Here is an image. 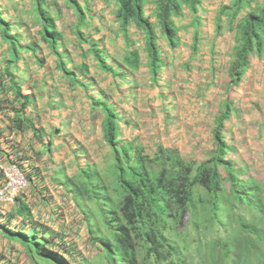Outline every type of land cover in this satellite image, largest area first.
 <instances>
[{
	"label": "rangeland",
	"instance_id": "374dc122",
	"mask_svg": "<svg viewBox=\"0 0 264 264\" xmlns=\"http://www.w3.org/2000/svg\"><path fill=\"white\" fill-rule=\"evenodd\" d=\"M78 1L85 14L81 25L78 13L68 0H46L44 5L54 15L62 33L58 49L64 66L77 74V80H73L65 77L58 68L56 56L41 40L36 0H0V15L13 20L10 32L17 34L22 42L32 44L42 58V64L37 67L31 57L25 58L26 65L21 71L25 74L24 86L30 89L28 103L33 108L41 107L35 119L36 128H31L20 115L18 126L11 114L9 117L0 114V146L8 148L18 160L26 158L37 164L38 169L47 171L45 175L53 184H45L55 191H64L59 193L60 201L65 200L63 205L52 201L45 207L41 202L44 199L46 203L51 202L52 195L45 198L34 186L29 188L26 198L34 211L33 224L41 223L48 237L65 233V241L72 243L74 249L71 252L83 259L78 264H120L113 246L123 237L134 252L137 264H264V35L260 55L256 50L251 52L240 83L229 87L230 70L236 62L235 46L239 45L238 25L249 7L241 8L235 18L232 16L234 0H201L196 20L184 8L180 16H174L179 43L171 48L155 18L157 0H146L145 15L154 25L161 59L153 80L143 51L145 30L130 22L125 35L116 16L115 0ZM262 1L254 0L251 5ZM203 38L209 39V45L202 52L211 56L206 63L197 62L196 58ZM88 46L100 47L105 63L116 64L117 69L125 51L131 46L139 47L142 50L140 70L110 75L96 61L86 66L82 59ZM1 50L8 55L10 46L0 26ZM188 50L191 53L186 57ZM3 65L2 59L0 67ZM126 73L130 75L127 86L115 89L127 100L137 99L141 109L139 125L132 128L139 131L129 140L136 147L132 154L139 153L141 165L150 178H160L164 185L172 180L169 172L175 173L172 159L176 156L190 164L189 171L184 172L187 179L183 178L188 182L193 179L197 166L213 157L214 120L223 112L226 102L230 105L222 137L223 157L232 166L233 179L218 165L216 195L204 184H193L185 210L169 196V211L160 219L145 201V227H139L131 211L130 195L119 183L112 150L103 134L91 133L94 137L90 136L93 138L90 143L88 137L78 138L72 132H64L59 121L51 119L59 117L65 109V100H72L69 114L75 111V128L88 133L83 125L91 119L84 106L88 93L100 89L99 82L109 81L111 86L114 83L111 78H121ZM135 73L149 75L146 86L136 80ZM4 85L8 95L13 88L7 86V80ZM100 96L110 100L112 91L102 90L97 98ZM7 98L14 105L16 96ZM155 99L166 103H157ZM125 120L121 123L125 124L123 128H128L127 117ZM24 127L28 131H23ZM123 136L126 138V133ZM242 223L253 230L242 227ZM155 227L157 233H154ZM33 232L40 231L34 228ZM146 235H150V242ZM74 257L71 260L76 264L78 260Z\"/></svg>",
	"mask_w": 264,
	"mask_h": 264
},
{
	"label": "trees",
	"instance_id": "16d2710c",
	"mask_svg": "<svg viewBox=\"0 0 264 264\" xmlns=\"http://www.w3.org/2000/svg\"><path fill=\"white\" fill-rule=\"evenodd\" d=\"M46 0H36V12L40 16V36L42 40L48 43L51 47V51L57 55L58 64L69 78H74V72L68 70L62 65V59L57 50V42L60 38V32L56 27V23L53 15L48 12L44 7ZM70 3L76 8L79 13L80 20L82 21L84 16L83 12L78 4L77 0H69ZM118 3V9L116 16L121 20V30L126 33V26L128 22L133 21L137 27L146 30V43L145 52L149 58L150 70L153 78L155 79L160 67V55L157 44V37L154 32L152 23L147 19L144 14V2L145 0H116ZM254 0H234L233 5V17H237V13L241 8L246 5L249 7L246 16L239 23V33L237 41L239 45L235 46L236 62L230 70L231 81L229 87L236 86L240 83L241 73L243 69H246L249 65V56L252 51L256 50V53L260 55L263 49V35H264V0L261 4L252 6ZM201 0H158L156 19L161 26L162 31L166 35L170 45L174 47L177 44L176 27L172 20L173 15H180L183 7H188L192 13H196L197 5ZM0 24L4 29V37L11 43L13 51H16L18 41L15 36L9 35L8 23L1 19ZM196 37V36H195ZM95 54L100 58V66L107 72H113V69L106 65L97 50H94ZM120 65L130 69H137L140 66V50L138 48L128 49L121 58ZM93 105L101 107L104 113V121L102 125L103 137L106 143L112 150L113 159L115 162L116 173L119 183L130 195V207L131 211L135 214L136 221L139 227H145V201L155 209L159 219L162 214L169 211L167 204V198L173 196L176 204L184 211L186 202L191 200L190 188L193 184H204L208 191L212 195L217 194L218 185V165H222L228 172L230 178L233 179L232 166L224 155L225 141L222 137V129L224 120L228 118L230 113V105L228 102L224 105L223 112L215 117V127L213 129V141L215 143V151L213 157L206 162L200 163L197 166V171L190 182L184 180L187 179V173L190 169V164L176 156L172 159V166L174 172H169V178L166 185L160 178L152 179L149 174L141 165L140 155L136 153L132 154V151H136V147L133 146L132 141H128L124 144L118 142V116L113 107L106 101L97 100L91 97ZM162 147H160L161 149ZM184 180V181H183ZM181 181V182H180ZM216 199L213 203L216 204ZM28 205L21 201L18 206V212L30 216ZM242 227L253 230V227L242 223ZM8 233H12L7 231ZM154 233H157L155 227ZM149 234H152L149 232ZM128 236V233L126 234ZM28 246L33 245L37 255L45 259H52L60 264L67 263L61 255L55 256L52 250L45 247L46 241L42 242L38 238L31 235L18 234ZM146 240L150 242V235H146ZM117 256H119L120 264H137V259L134 252L130 249L126 237L118 238L116 244L113 246ZM149 249L154 251V247L150 246ZM50 251V252H48ZM50 253V254H49ZM59 255V254H58ZM60 259V260H59ZM146 264V263H140Z\"/></svg>",
	"mask_w": 264,
	"mask_h": 264
},
{
	"label": "clouds",
	"instance_id": "9594fccd",
	"mask_svg": "<svg viewBox=\"0 0 264 264\" xmlns=\"http://www.w3.org/2000/svg\"><path fill=\"white\" fill-rule=\"evenodd\" d=\"M69 1V0H68ZM116 1V0H115ZM146 1V0H145ZM158 1V0H157ZM77 2H78V4L80 5V8H81V10H82V12H83V16H84V18H83V20L81 21L80 20V17H79V13L77 12V10H76V8L70 3V1H69V3L74 7V9L76 10V12L78 13V23H79V25H81V24H83L84 23V21H85V14H84V11H83V9H82V6H81V4L79 3V1L77 0ZM117 2V1H116ZM45 3H46V1H45ZM45 3H44V5H45ZM144 4H145V2H144ZM199 5V4H198ZM198 5H197V8H198ZM156 6H157V2H156ZM45 7V6H44ZM46 8V7H45ZM143 8H144V5H143ZM184 8H188V7H183V9ZM47 9V8H46ZM117 9H118V3H117ZM183 9H182V11H183ZM189 9V8H188ZM48 10V9H47ZM190 10V9H189ZM191 11V10H190ZM48 12H50L49 10H48ZM51 13V12H50ZM192 13V12H191ZM196 13H197V11H196ZM196 13H192L193 15H194V19L196 20ZM36 14H37V12H36ZM52 14V13H51ZM144 14H145V11H144ZM182 14V13H181ZM180 14V15H181ZM38 15V14H37ZM53 15V14H52ZM180 15H173L172 16V20H173V22H174V16H180ZM39 16V15H38ZM146 16V15H145ZM0 17H1V19L2 20H4L5 22H7L8 23V33H9V35H12V36H15L16 38H17V41H18V46L16 47V51H13V49H12V47H11V43L8 41V40H6L5 39V37H4V29H3V37H4V39L7 41V42H9V46H10V50L8 51V55H6V57L5 58H3V61H4V65L2 66V67H0V96H2V95H6L7 97H9L6 93L8 92V90H6V89H3L6 85H4V83L6 82V80L8 81V87H10V88H15L16 89V94H15V96H16V98H15V101H14V105H12V103H11V101L7 98V97H3V98H1L0 97V114L1 115H6V117L8 116L9 117V115L11 114L15 119H16V121L19 123V125L18 126H20V117H19V115L21 116V118L22 119H24L25 120V122L27 121L28 123H29V126L31 127V128H36V125H34V123L31 121V120H29V119H27L26 117H25V112H26V107H27V104H28V101L31 99V98H28V96H27V94H24L23 92H22V89H20L19 88V86L17 85L18 84V81L16 80V79H14V76H15V74L14 73H16L17 72V69H18V63H19V60H20V55L23 53V52H25V51H30L32 54H33V57L36 59V61H34V63L35 62H37V64H42V60H40V59H42V58H40V56L38 55V53H37V51L34 49V47H33V45L32 44H30V43H24V42H22L21 40H20V38H19V36L17 35V34H15V33H11L10 32V29H11V23H13V20H11L10 18H6V17H2V15H0ZM53 17H54V15H53ZM147 17V16H146ZM155 18H156V16H155ZM147 19L149 20V18L147 17ZM54 20H55V17H54ZM157 20V19H156ZM150 21V20H149ZM130 22H133V21H130ZM130 22H128V23H130ZM151 22V21H150ZM55 23H56V20H55ZM152 23V22H151ZM128 25V24H127ZM136 25V24H135ZM152 25H153V23H152ZM0 26H1V24H0ZM174 26H175V22H174ZM2 28H3V26H1ZM56 27H57V24H56ZM120 27H121V20H120ZM161 27V26H160ZM176 27V26H175ZM40 28H41V25H40V16H39V29H38V33H39V31H40ZM139 28V27H138ZM153 28H154V25H153ZM57 29H58V31L60 32V30H59V28L57 27ZM142 29V28H141ZM125 30H126V28H125ZM144 30V29H143ZM162 30V29H161ZM154 32H155V30H154ZM163 32V31H162ZM164 33V32H163ZM60 38H59V40H58V42H57V50H58V53L60 54V52H59V49H58V47H59V45H60V42H61V39H62V33L60 32ZM124 34L126 35L127 34V31H126V33L124 32ZM156 34V33H155ZM175 34H176V31H175ZM39 35H40V33H39ZM165 35V34H164ZM166 36V35H165ZM194 36H197L196 34L194 35ZM41 37V36H40ZM156 37H157V35H156ZM145 38H146V30H145ZM176 38H177V36H176ZM166 39H167V37H166ZM41 40H42V38H41ZM157 40H158V38H157ZM167 41H168V39H167ZM42 42L43 43H45L47 46H49L50 47V45L48 44V43H46V42H44L43 40H42ZM145 43H146V40H145ZM168 43H169V41H168ZM179 43V40L177 39V44ZM157 44H158V42H157ZM177 44L174 46V47H176L177 46ZM169 46L171 47V48H174V47H172L171 45H170V43H169ZM130 48H138L139 50H140V66L137 68V69H130V68H127V67H125V66H122V65H120V61H121V59L118 61V65L120 66L119 67V69H117L116 67H115V65L116 64H107V63H105V61H104V57H103V55H102V50L100 49V47H95V46H88V48H87V50H84L85 52H84V54H85V58H83L82 59V61L83 60H86V56L88 55V54H91L93 57H94V60L97 62V63H99V66H100V58L95 54V52H94V50H97L98 52H99V54L101 55V57H102V59H103V61H104V63L106 64V65H108V66H110L112 69H113V72H107V71H105L104 69H102L101 68V66H100V68L102 69V70H104L105 72H107L108 74H116V73H123L124 71H126V70H130V71H135V70H138L140 67H141V65H142V50L139 48V47H134V46H131V47H129L128 49H130ZM127 49V50H128ZM158 49H159V47H158ZM50 50H51V47H50ZM126 50V51H127ZM125 51V52H126ZM144 52H145V47H144V50H143ZM52 52V51H51ZM53 53V52H52ZM146 53V52H145ZM54 54V53H53ZM125 54V53H124ZM123 54V55H124ZM147 54V53H146ZM55 56H56V58H57V55L56 54H54ZM159 55H160V51H159ZM61 56V55H60ZM123 57V56H122ZM121 57V58H122ZM147 57H148V55H147ZM98 58V59H97ZM62 59V58H61ZM7 60H10L9 62H8V64H6V62H7ZM57 60H58V58H57ZM148 60H149V58H148ZM83 63L87 66V61H83ZM57 65H58V68L61 70V68H60V66H59V64L57 63ZM62 65L64 66V64H63V60H62ZM84 67V69H87V67ZM160 66H161V59H160ZM5 67V68H4ZM65 68H67L68 70H70L68 67H66V66H64ZM2 68H4L3 70H2ZM149 69H150V64H149ZM159 69H160V67H159ZM62 71V70H61ZM70 71H72V70H70ZM159 71V70H158ZM63 72V71H62ZM72 72H74V74H75V77L74 78H69V77H67L66 75H65V73H63L64 75H65V77H67L68 79H73V80H77V74H76V72L75 71H72ZM150 73H151V70H150ZM124 75V74H123ZM123 75H121V76H123ZM151 77L153 78V76H152V73H151ZM157 77V76H156ZM156 79V78H155ZM154 78H153V80H155ZM10 92V91H9ZM14 96V97H15ZM88 96H89V100L91 101V97L92 98H94V99H97V100H101V101H104V100H102V99H99V98H95V97H93V96H90L89 95V93H88ZM107 102V101H106ZM109 103V102H108ZM30 104V103H29ZM91 104L93 105V103H92V101H91ZM110 104V103H109ZM93 106H95V105H93ZM12 107V108H11ZM95 107H99V106H95ZM101 108V107H100ZM102 110V109H101ZM117 121H118V119H117ZM24 126V125H23ZM118 128H119V126H118ZM25 129H28L27 127H24L23 128V131H25ZM103 131V130H102ZM102 134H103V132H102ZM104 138V137H103ZM106 142V141H105ZM118 142H119V139H118ZM120 143V142H119ZM126 143V142H125ZM121 144H124V143H121ZM0 155L1 156H3V157H5V159L6 160H9V161H12V162H15L18 166H20L21 168H22V170H24V172L26 173V175L27 176H29V178H30V181H31V186L33 187H35V189H36V191H38V192H40V193H42V194H44L45 195V198H47L49 195H51V192H52V188L51 187H49L47 184H45V183H51V184H53L52 182H50L49 181V178H47V180H45V177H47V175H45L44 174V171H42L41 169H38V165L37 164H35L34 162H29V161H27V159L26 158H23L22 160H18L17 158H15L14 157V155H12L10 152H9V149H8V151L7 150H5L4 148H2L1 146H0ZM21 158V157H20ZM22 161V162H21ZM44 175V176H43ZM47 190V191H46ZM35 191V192H36ZM34 192V193H35ZM21 201H23L22 199H20ZM45 200V202L44 201H42L41 203H42V205L44 206V205H46V202H47V199H44ZM24 202V201H23ZM52 203V201L51 202H49L47 205H49V204H51ZM21 204V202L19 203V205ZM28 207V206H27ZM52 209H54V210H51V212H53V211H55V208H53L52 207ZM28 210H29V213H30V216H27V215H24V214H20L19 212H18V207H17V216H20V218L21 219H23L22 221L24 222V225H18V224H16L15 226L13 225V222H11L10 224L8 223V221L10 220V219H12L13 218V215H14V212H13V210H12V212L10 213L11 215H8L9 213H5L6 215H3L2 214V216L0 215V229H1V231L2 232H7V231H10V232H12V233H20V234H23V235H31V234H33V235H35L37 238H38V240L39 241H43V240H45L46 241V243H45V247L47 248V249H49V250H52V251H54V252H56V253H58L59 255H61L64 259H66V261L69 263V264H74L73 262H72V257H74V256H76V258L75 259H77L78 260V262L76 263V264H78V263H81V261L83 260V259H81V258H78V255H76L75 253H72L71 251H73L74 252V249H72L73 248V246H72V243L70 244V243H67L66 241H65V235L63 234V235H61L60 237H56V238H52V237H48V233L44 230H42V228H41V223H39L37 226H35L34 224H33V221H35V218H34V211H32L29 207H28ZM55 215H57V213H54V216ZM17 216H16V218H17ZM15 218V219H16ZM9 219V220H8ZM48 224V223H47ZM45 226H47V225H45ZM51 228H52V226L51 225H49ZM36 229V231H40V232H33V229ZM8 233V232H7ZM67 245H69L70 246V248L69 249H67Z\"/></svg>",
	"mask_w": 264,
	"mask_h": 264
},
{
	"label": "crops",
	"instance_id": "0c3cea01",
	"mask_svg": "<svg viewBox=\"0 0 264 264\" xmlns=\"http://www.w3.org/2000/svg\"><path fill=\"white\" fill-rule=\"evenodd\" d=\"M118 41L121 42V40L119 38H118ZM181 44H182V42H181ZM208 45H209V39H207V38L201 39V44H199V46H201V47L199 50H197V54H196V58H198L197 62L206 63L205 60H207L211 57L210 55L202 53L206 50ZM203 46H204V48H203ZM190 48L191 47H188V49H190ZM190 53H191V50H188L186 52V57H188L190 55ZM5 57H6V54L4 53V51L1 50L0 51V60H2ZM27 57H31V60L33 62L36 61V59L33 57V54L30 51L23 52L20 55V60L18 63V69H17V72L14 73L15 74L14 79H16L18 81L17 85L19 86L20 89H22V92L24 94H27L28 98H31L30 89L24 86V81H25L24 75L25 74L21 73L24 66L26 65L25 58H27ZM83 61H87L88 64L95 62L94 57L91 54H88L86 56V60H83ZM34 64L36 67L38 66L37 62H35ZM40 69L42 72H44V68L40 67ZM124 72H127V71H124ZM133 75L136 76L135 78L137 81H140L143 84V86H146L147 79L149 77L148 74L142 75L141 73H135ZM124 77H125V79H123ZM129 78H130V75L128 73L121 76V78L120 77L115 78V79L111 78V80L114 82L113 85H111V86L109 85V81L103 80V81L99 82V84H98L100 86V89H98V90L95 89V90H92L89 92L90 96L97 98L102 90H103V92L109 91V90L112 91V97L110 100L107 97L103 98V96H100L99 99H102L104 101L109 102L110 105L115 110L117 116H118L117 123H118L119 128H118L117 138L119 139L120 143H125L126 141H129V140L135 138L134 136L136 135V132L139 130H132V128H133V126L138 124V122H137L138 120H141V118H139L141 116V112H140L141 109L138 106L140 104V102H136L137 99H133V100L125 99L123 96H121L117 92V89H115V87L127 86L126 82L129 81ZM94 92H96V94H94ZM12 93L14 95L16 94L15 88H13L12 91L9 92V94H8L9 98L14 97L12 95ZM155 100L157 103L158 102L159 103H166L165 101H163L161 99H155ZM130 101H132V102H130ZM65 102H66V105L63 107L65 109L62 112H60L59 117H57V118L52 117L51 119L59 121V123L62 125L61 128L64 132H72V134H75V137H78V138L88 137V138H90L89 141L91 143V139H93V138H91L90 136L94 137V134L91 135V133L98 134L97 132H100V133L103 132L102 131V125H103V121H104V117H105L103 111L101 110L100 107L93 106L91 104V101L89 99H87L85 101L84 106H86L88 108L87 117L91 118V119L89 121L83 123V125H85V130H87L88 133L81 132L78 127L75 128L74 121H77L75 119V117L73 116L75 111L73 110L74 113L71 115L69 114V112L71 110L70 106L73 104V101L72 100H65ZM74 108H77V107H73V109ZM92 108H93V110H91ZM40 109H41L40 106H36V108H33V106L31 104H29V103L27 104L25 117L27 119L31 120L34 123V125H36L35 119H36V116L39 115ZM167 110H169V109H167ZM123 112H125V113H123ZM54 113L55 112H52V114H54ZM122 114H124V117L122 116ZM126 117H127V121H129L128 122V128H123V125H125V124L121 123V121H126L125 120ZM130 120H131V122H130ZM25 131H28V129H25ZM45 131H47L46 127H45ZM89 131H94V132H89ZM123 133H126V138L123 136ZM4 149L8 151V148H4ZM45 172H47V171H44V174H45ZM47 178H48V176L45 177V180H47ZM60 192H64V191H62V190H56L55 191L54 188H52V192H51L52 198H50V199H51V201H54L58 204L61 203V205H63L65 203V200L60 201V198H59ZM47 204L48 203H46V205ZM62 210L65 211L66 209L63 207ZM48 224H50V223H48ZM51 226L56 231H58L55 226H53V225H51ZM75 229H77V228L75 227ZM18 234H20V233L2 232L0 229V236L3 237V240H0V254H2V256H0L1 257L0 258V264H43V262H44V264H55L53 260L45 259L43 257L38 256L37 252L34 249V246L33 245L28 246L27 243H25L21 238H19L20 236H18ZM63 234H65V233H63ZM17 241H18V243H17Z\"/></svg>",
	"mask_w": 264,
	"mask_h": 264
},
{
	"label": "built area",
	"instance_id": "2783aa9c",
	"mask_svg": "<svg viewBox=\"0 0 264 264\" xmlns=\"http://www.w3.org/2000/svg\"><path fill=\"white\" fill-rule=\"evenodd\" d=\"M30 187V178L24 170L15 162L6 160L5 157L0 155V215H6L5 213L11 215L10 213L13 210L14 215L12 219H8L9 224L13 222L14 226L16 224L24 225L23 219L17 216V207L21 202L20 199H22L31 208L30 202L26 198ZM45 207H49V205H45ZM50 210L54 209L50 208ZM69 248L70 246L67 245V249Z\"/></svg>",
	"mask_w": 264,
	"mask_h": 264
}]
</instances>
